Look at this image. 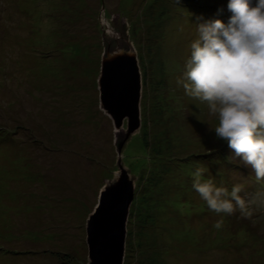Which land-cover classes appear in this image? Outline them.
<instances>
[{"label": "rangeland", "instance_id": "374dc122", "mask_svg": "<svg viewBox=\"0 0 264 264\" xmlns=\"http://www.w3.org/2000/svg\"><path fill=\"white\" fill-rule=\"evenodd\" d=\"M228 2L0 0V264H91L89 219L123 171L136 252L124 264H264V181L228 162L207 104L177 84L196 24H227ZM129 45L147 83L141 128L119 152L128 120L116 129L99 79L108 49ZM200 166L241 185L251 216L211 211L192 187Z\"/></svg>", "mask_w": 264, "mask_h": 264}, {"label": "clouds", "instance_id": "9594fccd", "mask_svg": "<svg viewBox=\"0 0 264 264\" xmlns=\"http://www.w3.org/2000/svg\"><path fill=\"white\" fill-rule=\"evenodd\" d=\"M227 8L232 13L227 24L219 19L196 24L198 38L177 84L207 104L217 120L210 131L227 143L229 159L240 158L259 182L264 181V0L254 5L253 0H229ZM206 172L195 168L192 187L211 211L230 215L239 208L251 216L241 185L229 191L223 181L217 186L214 178L206 179Z\"/></svg>", "mask_w": 264, "mask_h": 264}, {"label": "water", "instance_id": "95a60500", "mask_svg": "<svg viewBox=\"0 0 264 264\" xmlns=\"http://www.w3.org/2000/svg\"><path fill=\"white\" fill-rule=\"evenodd\" d=\"M102 108L113 119L116 129L128 120L126 141L141 128L142 74L138 55L131 45L106 52L99 79ZM120 164V163H119ZM116 185L101 192L98 205L89 219L87 244L91 264H124L127 225L135 199L134 183L127 172Z\"/></svg>", "mask_w": 264, "mask_h": 264}, {"label": "trees", "instance_id": "16d2710c", "mask_svg": "<svg viewBox=\"0 0 264 264\" xmlns=\"http://www.w3.org/2000/svg\"><path fill=\"white\" fill-rule=\"evenodd\" d=\"M143 79H144V86H145V84L147 83V79H146V77H145V74H144V78H143ZM164 83H165L164 81H163V82L160 81V82L157 83V84H159V85H163ZM225 145H226V148H228V145H227V144H225ZM229 155L232 156V151H231V150H230V152H229ZM228 162H231V163H232V160H231V161H228ZM183 201H184V200H183ZM183 201H182V203H181L182 206H183L182 208H185L186 205L184 206L183 203L186 202V200H185L184 202H183ZM186 208H192V207H191V205H190V207H186ZM192 215H193V214H192ZM191 218H192V216H191ZM144 221H145V222H146V221H150L149 216H147L146 220H144ZM132 244H133V243H132L131 241L129 242V240H128L127 243H126V249H127V247H128V250L131 251V250L133 249ZM154 252H155V251H154ZM130 254H132V255H133V254H136L135 250L133 249L132 253H130ZM155 254H156V252H155ZM127 256H130L129 253L127 254ZM62 259H63V263H62V264H70L71 262H72V264H73V262H74L73 257H72V259H71L70 257H68V255H65L64 258H62ZM70 260H73V261H70ZM125 264H127V263H125Z\"/></svg>", "mask_w": 264, "mask_h": 264}, {"label": "bare ground", "instance_id": "6f19581e", "mask_svg": "<svg viewBox=\"0 0 264 264\" xmlns=\"http://www.w3.org/2000/svg\"><path fill=\"white\" fill-rule=\"evenodd\" d=\"M124 176H125L124 173L119 174L120 179L123 178Z\"/></svg>", "mask_w": 264, "mask_h": 264}, {"label": "flooded vegetation", "instance_id": "af4514ba", "mask_svg": "<svg viewBox=\"0 0 264 264\" xmlns=\"http://www.w3.org/2000/svg\"><path fill=\"white\" fill-rule=\"evenodd\" d=\"M144 78V77H143ZM143 85H144V79H143ZM143 88H144V86H143Z\"/></svg>", "mask_w": 264, "mask_h": 264}]
</instances>
